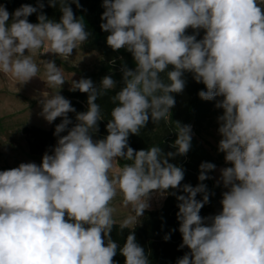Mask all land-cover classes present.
I'll return each mask as SVG.
<instances>
[{"label":"clouds","instance_id":"1","mask_svg":"<svg viewBox=\"0 0 264 264\" xmlns=\"http://www.w3.org/2000/svg\"><path fill=\"white\" fill-rule=\"evenodd\" d=\"M70 3L48 0L62 13L59 22L43 13L45 4H22L10 13L0 4V73L19 84L38 76L44 67L47 86L61 88L65 77L54 61L37 64L33 55L51 53L68 61L87 41L83 19ZM264 0H103L100 27L107 45L131 53L135 68L121 67L123 87L110 99L116 106L106 124L107 135L94 139L104 112L96 101L116 87L104 76L99 86L90 78L71 81V91L87 94V111L76 113L59 91L45 92L40 115L58 137L42 162L21 163L0 171V264H150L145 250L130 233L120 247L111 239L113 226L134 229L154 196L169 194L178 201L181 249L189 251L176 264H264ZM38 13V22L28 17ZM191 28L192 34H187ZM204 35L198 39L200 32ZM27 53V54H26ZM167 71V81L161 73ZM205 90L198 96L216 100L222 137L218 150L230 167L220 169L217 185L222 210L206 217L209 203L203 183L216 169L199 165L196 186L183 184L184 170L169 162L191 148L192 127L176 123V152L158 146L135 150L129 137L139 135L149 119H169L172 93H182L185 73ZM74 75V73L72 74ZM40 77V76H39ZM220 98V99H217ZM67 132L66 135L61 133ZM118 160L131 161L117 168ZM173 189L177 191L169 193ZM200 194L202 199L198 200ZM122 196L130 214L114 219L113 200ZM175 231V230H173ZM164 239H170L166 235Z\"/></svg>","mask_w":264,"mask_h":264},{"label":"trees","instance_id":"2","mask_svg":"<svg viewBox=\"0 0 264 264\" xmlns=\"http://www.w3.org/2000/svg\"><path fill=\"white\" fill-rule=\"evenodd\" d=\"M42 2L45 4L42 10L43 13L49 19L59 22L62 15L59 5L53 8L48 6V0H42ZM0 4L5 5L7 10L12 13L22 4L36 6L37 0H0ZM79 4L81 5L80 8H77L74 3H70V6L76 18L83 19L85 30L90 34L86 46L89 49L99 51L103 58V66L96 77L90 79L96 86H99L102 78L107 75H110L116 81V87L96 101L101 105L105 118L99 122V132L94 134L93 138L102 139L107 135L106 124L108 119L111 118L110 112L116 106L110 98L123 87L120 69L125 65L129 69H134L135 61L131 53L125 49L114 51L107 45L106 37L109 33L104 32L100 27L101 23L104 22L101 20L102 13L105 10L102 6L103 0H79ZM37 15L38 13H34L29 16V22L37 23ZM203 35V30H201L200 36L197 38L200 39ZM171 67L169 66L164 73H161V77L165 81H167V71H170ZM184 79L186 85L183 92L171 94L175 99V105L170 110L169 119L154 123L150 118L146 126L140 130L139 135L130 134L129 145L135 150H147L152 146H158L165 154L176 152V148L172 146L177 139L176 123L191 125L192 140L189 152L186 155H177L170 158L169 162L183 168L185 175L181 186L183 184L196 186L200 183L198 180L199 165L202 162H211L216 166L227 165L224 159L225 154L218 150V146L213 145L205 138V133L213 127L215 120L223 114V109L215 107L216 100L205 101L198 96V92L200 90L206 91V87L203 83H197L191 73L186 72ZM65 95L76 109V112L68 114L72 121V124L69 125V128H71L78 122L76 113L87 111V94L78 90H67ZM61 120L62 118H57L48 129L39 127L23 128L22 132L26 136L31 155L39 156L44 155L45 152L51 153L58 139L54 135L55 127L61 123ZM66 134L67 132L61 133V135ZM125 163H131V161L118 160L117 164L121 167ZM208 175L212 178L205 180L203 183L209 190V203L201 209L200 215L202 217L214 215L222 210L220 201L224 190L214 183L213 171L209 172ZM167 191L171 193L177 190L169 189ZM179 194L183 193L177 191V195ZM197 199H202V196L198 194ZM177 203L175 196L171 194L165 196L162 206L154 210H146L144 215L139 218V222L134 229L125 228L121 230L118 224L114 225L110 234L111 239L122 247L127 236L134 232L136 241L144 248L150 264H176L177 260L189 251L187 247L182 249L179 247L182 244V235L179 232L180 222L177 219V212L179 211ZM166 235H170V239L167 241L164 239ZM113 259L116 264H125V257L120 254L119 248Z\"/></svg>","mask_w":264,"mask_h":264},{"label":"rangeland","instance_id":"3","mask_svg":"<svg viewBox=\"0 0 264 264\" xmlns=\"http://www.w3.org/2000/svg\"><path fill=\"white\" fill-rule=\"evenodd\" d=\"M192 32L191 28L187 30V34H192ZM39 51L41 53L33 55V60L37 64H40L42 60L54 61L56 66L61 68L66 81L60 89L47 86L46 82L42 80L45 71L42 64H40L38 76L33 77L25 84H19L10 76L0 73V171L16 168L21 163L41 164L43 155L33 156L30 154L26 136L22 130L24 127L48 129L52 126L53 122L49 124L40 115L42 112L40 101L44 98L43 94L59 91L61 95L69 99L65 92L70 90L72 80L94 78L103 66V58L100 52L89 49L86 42L73 50L68 61H64L55 54L43 53V48ZM73 73L74 75H72ZM218 128L219 123L216 119L213 127L205 133V138L215 146L219 145L222 138L218 133ZM230 166V163L216 166L213 171V180L216 185L220 176V169ZM117 168H119L118 164ZM218 186H221L224 191L227 190L222 183ZM164 199L165 197L154 196L150 201L151 207L148 210L161 207ZM112 206L116 208L114 219L117 223L130 214V210L122 206V196L120 195L113 200Z\"/></svg>","mask_w":264,"mask_h":264},{"label":"built area","instance_id":"4","mask_svg":"<svg viewBox=\"0 0 264 264\" xmlns=\"http://www.w3.org/2000/svg\"><path fill=\"white\" fill-rule=\"evenodd\" d=\"M261 7L264 6V5H260Z\"/></svg>","mask_w":264,"mask_h":264},{"label":"crops","instance_id":"5","mask_svg":"<svg viewBox=\"0 0 264 264\" xmlns=\"http://www.w3.org/2000/svg\"><path fill=\"white\" fill-rule=\"evenodd\" d=\"M262 8H264V6H262Z\"/></svg>","mask_w":264,"mask_h":264}]
</instances>
